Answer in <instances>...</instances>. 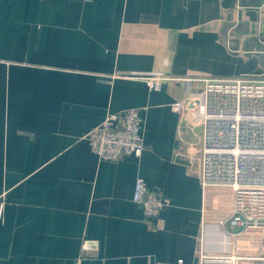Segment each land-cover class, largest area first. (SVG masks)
Instances as JSON below:
<instances>
[{"label":"crops","instance_id":"1","mask_svg":"<svg viewBox=\"0 0 264 264\" xmlns=\"http://www.w3.org/2000/svg\"><path fill=\"white\" fill-rule=\"evenodd\" d=\"M264 78V0H0V264H199L264 240L231 224L229 188H203L185 156L202 130L181 81ZM194 89L199 87L195 83ZM139 109L144 151L101 159L89 133ZM169 200L147 219L137 180Z\"/></svg>","mask_w":264,"mask_h":264},{"label":"built area","instance_id":"2","mask_svg":"<svg viewBox=\"0 0 264 264\" xmlns=\"http://www.w3.org/2000/svg\"><path fill=\"white\" fill-rule=\"evenodd\" d=\"M148 86L160 90L165 81H181L188 95L186 103L193 121L201 127L197 144L190 145L186 157L197 167L203 188H229L232 191L231 224L236 233L264 240V78L242 76L227 79L142 77ZM199 87L194 89V84ZM139 109L111 113L88 135L93 151L103 160L116 161L126 155L140 157L145 145ZM134 201L147 219L157 217L169 206V200L151 191L147 183L136 182ZM99 242L83 239L81 255L75 264H83L86 255L99 250ZM238 254H201L199 264H240Z\"/></svg>","mask_w":264,"mask_h":264}]
</instances>
